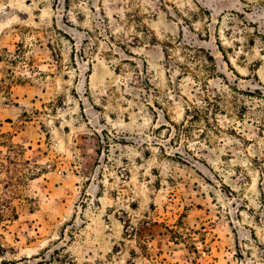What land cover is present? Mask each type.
<instances>
[{
    "label": "rangeland",
    "instance_id": "obj_1",
    "mask_svg": "<svg viewBox=\"0 0 264 264\" xmlns=\"http://www.w3.org/2000/svg\"><path fill=\"white\" fill-rule=\"evenodd\" d=\"M0 135V264H264V0H0Z\"/></svg>",
    "mask_w": 264,
    "mask_h": 264
},
{
    "label": "trees",
    "instance_id": "obj_2",
    "mask_svg": "<svg viewBox=\"0 0 264 264\" xmlns=\"http://www.w3.org/2000/svg\"><path fill=\"white\" fill-rule=\"evenodd\" d=\"M7 92L8 97H10V91ZM0 142H2L1 139ZM8 151L9 152L5 154L4 157H0V172H5L7 174V179H3V182L5 184L4 187H6L7 189L0 194V217H7L8 219H11L17 217L16 208L11 202L12 194H15V191L10 190L7 185L10 183L9 179L12 173L20 165V156L23 153V148H19L12 144L9 145Z\"/></svg>",
    "mask_w": 264,
    "mask_h": 264
}]
</instances>
